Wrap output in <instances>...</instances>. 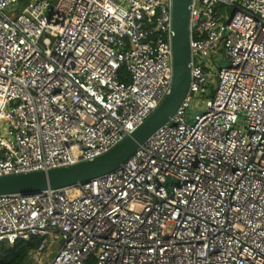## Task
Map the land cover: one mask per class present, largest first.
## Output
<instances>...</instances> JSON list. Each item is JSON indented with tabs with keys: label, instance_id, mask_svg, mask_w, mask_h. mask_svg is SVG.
Listing matches in <instances>:
<instances>
[{
	"label": "built area",
	"instance_id": "1",
	"mask_svg": "<svg viewBox=\"0 0 264 264\" xmlns=\"http://www.w3.org/2000/svg\"><path fill=\"white\" fill-rule=\"evenodd\" d=\"M19 1L0 0V176L103 154L172 77L171 0ZM188 29V91L123 164L0 194V244L38 241L23 264H264V0H191Z\"/></svg>",
	"mask_w": 264,
	"mask_h": 264
},
{
	"label": "water",
	"instance_id": "2",
	"mask_svg": "<svg viewBox=\"0 0 264 264\" xmlns=\"http://www.w3.org/2000/svg\"><path fill=\"white\" fill-rule=\"evenodd\" d=\"M191 0H171L172 77L169 91L154 111L145 118L129 135L123 137L108 151L93 159L47 170L0 176V194H25L34 191L58 189L105 175L117 169L151 135L167 123L182 103L190 82V46L188 15ZM170 183L171 178L167 177ZM171 191V189H167ZM53 252L50 253V256Z\"/></svg>",
	"mask_w": 264,
	"mask_h": 264
},
{
	"label": "trees",
	"instance_id": "3",
	"mask_svg": "<svg viewBox=\"0 0 264 264\" xmlns=\"http://www.w3.org/2000/svg\"><path fill=\"white\" fill-rule=\"evenodd\" d=\"M37 240L16 241L0 246V264H23L29 259V251L36 248ZM94 259L89 258L86 264H93Z\"/></svg>",
	"mask_w": 264,
	"mask_h": 264
},
{
	"label": "rangeland",
	"instance_id": "4",
	"mask_svg": "<svg viewBox=\"0 0 264 264\" xmlns=\"http://www.w3.org/2000/svg\"><path fill=\"white\" fill-rule=\"evenodd\" d=\"M31 0H20L17 4H15L14 6L11 7V9L8 11L9 13L13 12H19L24 6L25 4ZM227 14H230L231 9H225ZM209 62V61H208ZM229 61L224 59L221 62L217 63L216 66H228ZM212 66V65H210ZM216 67H213V70L210 74V82L208 84V89L209 92H213L215 87H216V83H217V78H216ZM201 100L200 98L196 97L194 100L191 101L190 105L186 108V117H187V122L188 123H192L193 122V115L198 113L199 110L197 109V103L200 104ZM6 243H2L1 245H5ZM0 245V246H1Z\"/></svg>",
	"mask_w": 264,
	"mask_h": 264
}]
</instances>
